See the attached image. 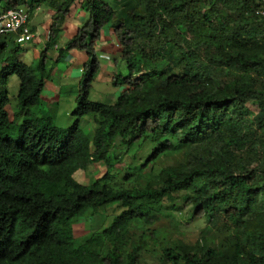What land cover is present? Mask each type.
<instances>
[{
    "label": "trees",
    "instance_id": "16d2710c",
    "mask_svg": "<svg viewBox=\"0 0 264 264\" xmlns=\"http://www.w3.org/2000/svg\"><path fill=\"white\" fill-rule=\"evenodd\" d=\"M111 2L116 9L106 0H0V12H51L37 66L16 59L17 44L0 52V264H139V248L126 257L118 248L130 223L153 224L181 204L191 208L189 222L219 227L223 217L234 233L223 250L165 247L160 264H264V17L254 14L261 0ZM74 5L87 21L63 50L83 51L87 60L75 120L59 128L36 106L50 76L47 48ZM105 29L125 69L110 74L124 87L111 105L89 99ZM12 75L19 88L10 115ZM85 115L90 133L79 124ZM182 145L185 164L155 168L159 155ZM126 155L125 173L114 180L111 162ZM93 163L103 170L82 185L74 173ZM108 208L116 209L110 224L76 243L84 234L78 221ZM105 243L114 247L103 255Z\"/></svg>",
    "mask_w": 264,
    "mask_h": 264
},
{
    "label": "rangeland",
    "instance_id": "374dc122",
    "mask_svg": "<svg viewBox=\"0 0 264 264\" xmlns=\"http://www.w3.org/2000/svg\"><path fill=\"white\" fill-rule=\"evenodd\" d=\"M109 2L113 8L116 9L115 4L111 2V0H106ZM84 12V11H83ZM82 13V11H81ZM85 13V12H84ZM82 13V14H84ZM85 15L88 16L87 13ZM74 20L78 21V14L74 15ZM80 18V17H79ZM85 20V19H84ZM87 20H85L86 22ZM84 21L80 22L81 25L85 23ZM44 18H43V11H39L33 17L32 24L35 27L33 30L35 40L29 43H25L24 54L25 57L21 55L22 61L27 63L28 65L37 66L39 63V55L41 50L43 49L44 43L46 41L45 34L47 30V26H44ZM78 29V28H77ZM77 29L75 33L77 32ZM62 32V30H61ZM61 32L58 33L56 36L55 42L53 45L60 46L61 48L64 47L67 38L64 35H61ZM36 40H41L40 45L37 44ZM107 43V40H103L102 44ZM108 44V43H107ZM106 44V45H107ZM12 42L9 41V48H11ZM66 51V50H65ZM4 52V55L7 54ZM85 53V52H84ZM50 54H55V47L51 46L48 49V54L45 56V70L50 73V78L53 80V76H58L56 74V67L54 64L51 63ZM3 55V56H4ZM30 58V60H25ZM39 58V59H38ZM66 62H62L61 66H66ZM121 61L114 62V67L116 68V72L125 73V69L122 67ZM53 66V67H52ZM71 67V66H70ZM69 67V68H70ZM52 73H54L52 75ZM103 70H98L96 78L102 76ZM69 86L65 87L63 91L65 94L61 95L58 99L51 98L49 101L48 97H44L41 95V104H39L37 111L42 113L48 114L51 116L53 124L60 128H67L69 127L73 121L74 117L70 115L71 111L75 107V103L68 102L69 94L77 90L78 87H75L71 82L66 83ZM97 83L93 81L90 87V97L95 102H103V97L107 99L112 96L107 94L113 90L116 92L122 86H115L111 82ZM7 92L10 99V104L7 106L9 113L11 114L15 109L16 104V96L19 88V80L16 75H12L8 77L7 82ZM52 97V96H50ZM256 110V109H254ZM253 112V108L251 109ZM80 126L83 131L87 132L88 130H92L94 125L91 120V116L85 115L80 118ZM17 134H13L11 136L12 139H15ZM122 138H116L115 144L118 145L117 149L120 150V154L123 151V148L120 146ZM121 144V145H120ZM151 146H155L156 144ZM149 145V144H148ZM145 146L137 155L138 157H143L145 154L149 153V146ZM187 148L186 145L179 146L178 149L174 152H169L165 154L159 155L155 159V168L162 169L170 166H179L186 163L187 160ZM112 155V153H110ZM128 155L122 156L121 161H117L114 159L111 162V170L110 174L114 176V180H119L125 173V165L129 161ZM102 167H98L96 164H91L86 170L78 171L75 174V178L84 184H89L92 182L94 177H96ZM169 206V204H167ZM113 208H108L106 211L99 212L93 215L92 218L83 217L78 221V227L82 226L81 234L76 238V243H82L84 238L88 236V233H96L101 232L102 229L106 228L112 219V215L114 214ZM190 206L181 204L179 209H175L172 207H168L165 210L164 215L159 216V219L155 221L153 224L150 225H142L139 224L138 221H133L130 223L129 230L123 241L118 245L121 254L126 257L128 253H130L133 249L139 248L140 250V263L139 264H160L162 259V250L165 247L174 248L180 247L182 245L192 247V248H214L217 250H223L227 244H229V238L232 233H234L233 226L231 225L230 229H228L226 225H229L228 222H225L223 217L219 219L220 226H212L209 225L206 219L199 218L195 219L192 222L188 221V217L190 215ZM225 222V223H224ZM218 223V224H219ZM114 246H111L108 243H105L104 247L101 249L102 254L104 255L108 250L112 249Z\"/></svg>",
    "mask_w": 264,
    "mask_h": 264
},
{
    "label": "crops",
    "instance_id": "0c3cea01",
    "mask_svg": "<svg viewBox=\"0 0 264 264\" xmlns=\"http://www.w3.org/2000/svg\"><path fill=\"white\" fill-rule=\"evenodd\" d=\"M39 11H43V18H44V26H47V30H46V34H45V39L47 41V34H48V28L50 25V21H51V12L49 10H47L46 8H42V7H37L35 9V11L33 12V15L30 17L29 20V27L33 33V30H35V27L32 24V20L33 17L36 15L37 12ZM81 9L77 6L74 5V7H72L70 13L68 14V16L65 19V23L61 32V35H64V37L67 38V40L69 38H71L74 34L76 29L81 26L82 21L85 22V20H87V15H85V13L82 11L81 13ZM78 14V21L74 20V15ZM80 17V18H79ZM85 19V20H84ZM34 35V33H33ZM35 35L34 38L30 41H34L35 40ZM59 37V36H58ZM103 40H107V43L102 44ZM9 41H11L13 44V35L7 36V37H1L0 38V52L3 51L7 52L8 48H9ZM37 44L40 45L41 40H36ZM46 41L44 43L43 49L41 50V52L46 48ZM29 43V42H28ZM107 44V45H106ZM51 47V46H50ZM47 48L46 51V55L48 54V49ZM55 47V54H50V60L51 63L55 65L56 67V74L58 76H53V80H51V78H49V80L47 81L44 89H43V96L46 98L48 97L49 101H51V98H56L57 99L63 94H65V91H63L65 89V87L69 86L66 83H69L72 81L73 85L75 87H78V83H79V79H80V73L78 72V69L81 67H83L84 63L87 60V56L83 51H78V50H69V51H65L63 50L64 48L62 47H58L56 44L54 45ZM24 46L21 48V50L19 51V54H17L16 59L19 61H22L23 59H21V55L23 56V58L25 57L24 54ZM120 49L119 47H117L116 45V39L114 37V35L111 33V31L109 29H105L102 32V36L100 38V40L98 41L97 44V55L101 56V60H99L100 63V69L99 70H103L102 76L99 78H95L94 81H96L97 83H101V86H103L102 84L104 83H108L111 82L110 81V74L113 73L116 70V67H114V62H119L120 60V53H119ZM40 52V54H41ZM61 53L58 58V54ZM3 57V56H2ZM40 57V55H39ZM109 57V58H108ZM39 59V58H38ZM30 60V58L25 59ZM23 62V61H22ZM62 62H66V66H61L60 64ZM25 63V62H24ZM27 64V63H25ZM3 66V63L0 62V68ZM71 66V67H70ZM53 67V66H52ZM70 67V68H69ZM54 73H52L53 75ZM77 90L74 92L70 93L68 96V102H72V104L75 103V98L77 95ZM107 94L111 95V97H109L108 99L106 97H103L102 100H104V103H112L115 100V97L117 95L116 90H113L111 92H108ZM52 96V97H50ZM90 97V96H89ZM91 99V98H90ZM92 100V99H91ZM93 101V100H92Z\"/></svg>",
    "mask_w": 264,
    "mask_h": 264
},
{
    "label": "built area",
    "instance_id": "2783aa9c",
    "mask_svg": "<svg viewBox=\"0 0 264 264\" xmlns=\"http://www.w3.org/2000/svg\"><path fill=\"white\" fill-rule=\"evenodd\" d=\"M261 5L255 9L254 14L258 17H264V0ZM14 33L15 42L19 45L30 41L33 37L28 27V13L22 8H12L0 12V36Z\"/></svg>",
    "mask_w": 264,
    "mask_h": 264
},
{
    "label": "clouds",
    "instance_id": "9594fccd",
    "mask_svg": "<svg viewBox=\"0 0 264 264\" xmlns=\"http://www.w3.org/2000/svg\"><path fill=\"white\" fill-rule=\"evenodd\" d=\"M18 7H22V8L25 9L24 6H18ZM18 7H15V8H18ZM10 9H12V8H10ZM25 10H26V9H25ZM4 11H5V10H4ZM26 11H27V10H26ZM27 13H28V12H27ZM32 15H33V14H32ZM29 20H30V16H29V14H28V23H29ZM28 27H29V24H28ZM29 29H30V27H29ZM30 31H31V29H30ZM31 33H32V31H31ZM9 34L14 36V37H13V38H14V39H13V40H14V41H13L14 44H17V45H18L19 47H21V48H22L23 46H25V43L22 44V45H19L18 43L15 42V35H14V33H9ZM7 35H8V34H6V35H1L0 38L3 37V36H7ZM32 35H33V33H32ZM33 38H34V35H33L32 39H33ZM47 38H48V34H47ZM32 39H31V40H32ZM31 40H30V41H31ZM30 41H27L26 43H28V42H30ZM116 45H117V47L120 48V45H119V43H118L117 41H116ZM53 46H54V45H53ZM18 54H19V52H18ZM40 55H41V54H40ZM16 56H17V55H16ZM100 58H101V56H98V60H101ZM108 58H109V57H108ZM18 61H19V60H18ZM21 62H22V61H21ZM23 63H24V62H23ZM3 66H4V63H3ZM3 66H2V67H3ZM2 67L0 68V71H1ZM82 69H83V67H82V68L80 67V68L78 69V72H79L80 74L82 73ZM80 76H81V75H80ZM49 78H50V77H49ZM48 80H49V79H48ZM48 80H47V81H48ZM47 81L45 82L44 87H45ZM44 87H43V89H44ZM123 89H124V87H121V88L117 91V95H116V97L118 96V94H119ZM42 92H43V90H42ZM42 92H41V95L43 94ZM41 95H40V99H41ZM89 96H90V95H89ZM116 97H115V100H114L112 103H109V104L104 103V102H102V103L107 104V105L114 104V103L116 102ZM89 99H90V98H89ZM90 100H91V99H90ZM41 101H42V99H41ZM91 101H92V100H91ZM10 115H11V114H10ZM70 115H71V113H70ZM71 116H72V115H71ZM74 120H75V118H74ZM91 120H92V119H91ZM93 125H94V123H93ZM56 127H57V126H56ZM59 128H60V127H59ZM93 128H94V127H93ZM88 131H89V133H90L91 130H88ZM93 164H96L98 167H102L101 165H99V164H97V163H93ZM90 165H91V164H90ZM90 165H89V166H90ZM89 166H88V167H89ZM88 167H87V168H88ZM85 170H86V169H85ZM102 170H103V167L100 169L98 175L100 174V172H101ZM78 171H81V170H78ZM78 171H76V172L74 173V177H75V174H76ZM98 175H97V176H98ZM97 176H96V177H97ZM96 177H94V178H96ZM76 180H77V179H76ZM93 180H94V179H93ZM93 180H92V181H93ZM77 181H78V180H77ZM78 182H79V181H78ZM79 183H81V182H79ZM91 183H92V182H91ZM91 183H89V184H91ZM81 184H82V185H89V184H84V183H81ZM88 234H92V233H88Z\"/></svg>",
    "mask_w": 264,
    "mask_h": 264
}]
</instances>
